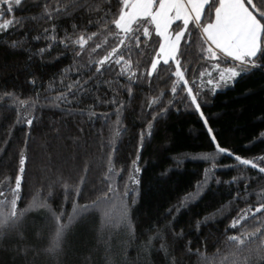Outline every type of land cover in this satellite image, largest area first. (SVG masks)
Wrapping results in <instances>:
<instances>
[{
    "label": "trees",
    "instance_id": "16d2710c",
    "mask_svg": "<svg viewBox=\"0 0 264 264\" xmlns=\"http://www.w3.org/2000/svg\"><path fill=\"white\" fill-rule=\"evenodd\" d=\"M112 3L115 10V0ZM13 15L20 17L27 13L16 11L9 14ZM60 23L71 31L66 20L62 19ZM41 26L42 24L27 21L24 29H9L6 36L0 33V91L15 90L22 99L34 95L33 86L26 82L30 69L38 78L41 100L48 105L33 113L39 118L34 120L32 126L13 125L16 120L15 106H10L7 99L0 101V190L4 191L3 199H11L8 189L15 185V175L20 169L19 156L23 150L26 160L19 192L21 199L17 202L18 212L27 208L33 196H38L41 201L46 200L57 212L61 207L66 213L71 212L77 185L81 189L79 197H75L79 203L99 198L98 208L85 220L74 224L68 232L64 244L65 254L60 258V264H109V257L112 264H146L147 257L142 253L140 245L157 228L163 229L173 220V216L167 214L169 208L175 214L176 231L183 228L186 233L181 243L190 241L193 250L206 251L209 256H213L219 248L220 254L215 256L219 264L223 255L230 253L234 247L226 240V235L232 231L226 232L232 217L246 203L255 206L256 194L264 188V175L251 166H238L239 162L234 155L218 153L211 136L215 135L216 142L221 147L230 149L236 155L252 158L264 154V69L237 77L234 83L217 88L214 93L204 89V94L198 99L201 111L208 120L206 126L199 112L189 106L185 92L176 94V100L181 102L168 104L174 95L171 92V81L176 77L173 75L169 79L168 66L161 68V61L152 77L145 76L132 83L131 97L126 90L120 91L116 96L117 100H123L125 104L122 112L124 128L115 138L116 150L113 153L114 165L120 171L111 180H106V153L112 149L105 147L102 150L101 143L107 145L112 136L113 122L116 120V116L112 114L115 106H95L94 110L98 114H108L105 119L90 117L87 111L80 114V109H88L94 103L91 98L81 103L68 97L69 103L58 101L59 106L50 105L44 97L54 98L55 91L63 92L64 88L58 87L51 93L44 89L54 74L58 75L61 69L73 63L72 51L56 44L43 60L39 56H33L29 64L25 51L11 50L4 46V41L18 39L25 31H29V39L24 47H31L33 50L42 47L45 43L43 39H31V36L40 32ZM112 28L114 29V25ZM59 35L63 36V31ZM113 45L114 41L109 37L106 47L97 49L96 52L103 55ZM85 47L88 48V45ZM151 47L146 48L145 55L140 58L141 69L150 67V58L155 55L149 50ZM155 47L158 48V44ZM57 53L62 55L54 59ZM82 55L86 61L87 55ZM98 55L94 58H98ZM137 56L133 52L132 59L135 61ZM180 59L189 68L185 75L190 84L192 74L199 76L202 69H209L215 75L211 63L200 58L195 37ZM169 64L174 72L175 64L171 60ZM76 75L69 71L64 83L75 80ZM113 75L105 73L103 79L112 80ZM208 78L207 75L203 77L205 81ZM123 79L121 78V82ZM56 82L60 84L59 78ZM97 83L100 88L98 94L102 99L113 96L107 85L99 80ZM161 92L164 93L163 96L160 95ZM152 97H159V100L149 107ZM165 106L167 110L161 113L160 109ZM153 113L157 114L155 119ZM149 121H152L151 129L147 127ZM208 127L213 130L211 134ZM142 131L144 135L141 138ZM26 132L30 133L27 142ZM205 153L213 154L214 161L211 157L204 159ZM133 161H136V165H133ZM135 166L140 167L139 173L134 171ZM206 169L211 171L201 197L189 202L176 213L180 198L193 191L197 181L203 180ZM242 176L256 177L248 181L246 199H243L245 184ZM5 177L9 179L5 180ZM233 177H237L236 182H232ZM133 178L139 183L133 184ZM65 181L72 193L67 200L63 187ZM109 183L116 191L107 192ZM126 186L129 190H134L136 198L135 203L131 202L130 197L125 198L129 204V221L135 229V238L130 236L128 224L108 223L104 215L108 210L114 212L113 204L119 207ZM237 192L242 199L233 200ZM221 206L223 215H213ZM4 210H8L7 205ZM256 215L264 219V210ZM209 216L210 219L199 228L196 227L197 220ZM23 221L25 239L20 243L34 247L29 248L26 257H17L15 264H56V261L42 251L55 232L56 222L51 214L45 208H32L25 213ZM246 226L249 230H254L257 221L249 219ZM165 235L167 243L172 246L171 231L165 230ZM15 242L13 239L8 244L11 246ZM159 244V239L154 240L156 247ZM250 246L254 247L255 244ZM174 255L177 264H200L198 255L189 254L182 247L175 248ZM151 261L152 264H165V257L161 252L152 251ZM0 262L12 264L10 254L0 251Z\"/></svg>",
    "mask_w": 264,
    "mask_h": 264
},
{
    "label": "snow or ice",
    "instance_id": "6c2138e0",
    "mask_svg": "<svg viewBox=\"0 0 264 264\" xmlns=\"http://www.w3.org/2000/svg\"><path fill=\"white\" fill-rule=\"evenodd\" d=\"M116 7L112 0H0V33L5 36L8 30L16 31L24 29L26 22L42 24L40 32L31 36L33 41L43 39L44 45L33 50L31 47L25 48L24 45L29 39V31H25L22 36L15 40L4 41V46L11 50H23L27 55L29 64L33 56H39L41 60L50 54V49L56 44L63 45L73 53V63L61 69L59 74H54L48 81L45 91L51 93L58 87H63L64 91H55V96L44 97L52 106H59L58 101L69 103L68 97L74 101L83 102L85 99H93L94 103L88 106V109H80L83 115L87 111L90 117L108 118L107 113H97L94 109L99 104L114 105L113 113L116 120L113 122L112 136L109 143H101L102 150L105 147L112 151L107 155V169L104 173L106 180H111L113 175L119 173L113 162V153L116 150L115 138L119 136L120 130L124 128L122 123V112L125 104L123 100H117L119 92L126 90L129 96H132V83L142 78L152 77L153 71L157 70L158 64L163 61V68L168 66L169 79L175 76L171 81V92L174 94L168 101L171 105L176 100V94L185 92L189 106H193L199 112L204 124L208 125L207 118L201 111V104L198 97L204 94V89L214 93L217 88L234 83L237 77L250 74L254 70L264 69V0H115ZM16 11L26 12L27 15L15 17L9 16ZM80 15H77V13ZM8 17V18H5ZM64 19L68 22L71 31L64 27L60 21ZM114 25V29L112 26ZM95 28V31H89ZM63 31L64 35H59ZM102 37V38H101ZM111 37L114 45L107 48L103 55H98L97 49H104L108 44V38ZM196 38V43L200 53V58L205 62L211 63V69L215 70V75L209 69H202L199 76L194 73L190 80L186 78V72L189 71L187 65L181 63L180 57H183L190 47V42ZM183 41V46H182ZM91 42V44H90ZM158 44V48L155 45ZM88 45V48L85 46ZM152 46L149 50L155 55L150 58V67L141 69L140 59L145 55V49ZM133 52L137 53V59H132ZM88 59L84 61L83 55ZM61 53H57L58 58ZM98 55V58H94ZM175 64L174 72L171 71L169 61ZM27 67V66H26ZM119 69L118 71H116ZM69 71L75 72L76 79L65 84L64 78ZM114 74L112 80L103 79L104 74ZM159 75V73H158ZM209 78L205 81L203 77ZM57 78L60 84H57ZM121 78L123 82H121ZM107 85L108 90L113 93L112 97L101 98L97 81ZM27 83L33 86L34 95L21 98L19 92L15 90L0 91V101H10V106H15L16 120L15 124H26L32 126L34 120L39 117L33 115L39 109L48 105L41 100L38 86V78L30 71ZM164 95L163 92L160 94ZM159 97H152L149 100V107L157 103ZM167 106L160 109L163 113ZM157 116L153 113V119ZM147 127L151 129L152 121L148 122ZM126 130V129H124ZM212 128L208 127L209 134ZM150 134V133H149ZM26 141L30 133L26 132ZM144 133L141 132V138ZM212 142L218 153H229L234 155L235 160L239 162L238 166H251L257 169L258 173L264 175V154L252 158H245L230 149L221 147L216 142V136H211ZM215 159L213 154L205 153L203 158ZM138 159V158H137ZM26 156L21 150L19 156L20 169L15 175V185L9 188L11 199H0V251L10 254L12 264H15L17 257L27 256L30 247L20 242L25 239V225L23 217L25 213L32 208H45L51 214L56 222L55 232L51 236L46 247L42 251L50 256L56 264H60V258L65 254L64 244L67 234L72 226L85 220L86 217L98 208L99 198L94 201H86L81 204L75 197H79L81 189L76 186L74 198L72 199L71 212H65L63 207L57 212L49 205L46 200L41 201L38 196H33L32 201L26 209L17 211L18 200L21 199L19 192L21 190L22 173L24 171ZM136 165V161H133ZM134 171H141L139 166L134 167ZM211 169L205 170V176L202 181H197L195 188L191 192L185 193L176 207V213L180 208L185 207L189 202L201 197L205 186L208 184V173ZM9 179L5 177V180ZM245 188V196L248 195V181L256 177L242 176ZM83 180V178H82ZM81 180V182H82ZM237 177H233L232 182H236ZM133 184L139 181L132 179ZM65 200L68 199L69 185L65 181ZM116 191L108 184L107 192ZM134 190H129L126 186L125 192L121 196L119 207L113 204V209L105 211L104 215L108 223L128 224L129 233L135 238V229L131 227L129 221V204L125 198H131L135 203L136 198ZM105 192V196H107ZM0 197H4V191L0 190ZM257 203L245 205L239 209L236 216H233L226 232L232 230L231 234L226 235L229 244L234 245L230 253L223 255L219 264H264V219H260L256 214L264 210V188L256 194ZM242 199L237 192L233 200ZM231 204V201L229 202ZM8 210H4V206ZM223 206L216 210L215 214L223 215ZM168 215L173 216L163 229L157 230L148 236V239L141 243L142 253L147 257L146 264H152L151 253L157 251L163 253L165 264H177L174 251L175 248L182 247L189 254H196L199 257L200 264H217L215 256L220 254L218 248L213 256L206 254V251L200 249L193 250L191 242L181 243L186 233L181 228L176 231L175 214L172 208L167 211ZM113 216L115 221H113ZM66 217V218H65ZM211 217H205L203 220L196 221V227L199 228L203 222ZM249 219L257 221V227L254 230L247 228ZM165 230L171 231L173 236V245L167 243ZM39 235V233L37 234ZM16 242L9 246L8 241ZM159 239L158 247L154 245V240ZM259 243H255L256 241ZM255 244L254 247L250 245ZM36 254H39L37 252ZM229 256L231 259L229 260ZM3 264V262H0ZM109 264H112L109 257Z\"/></svg>",
    "mask_w": 264,
    "mask_h": 264
},
{
    "label": "rangeland",
    "instance_id": "374dc122",
    "mask_svg": "<svg viewBox=\"0 0 264 264\" xmlns=\"http://www.w3.org/2000/svg\"><path fill=\"white\" fill-rule=\"evenodd\" d=\"M1 199H3V197H1Z\"/></svg>",
    "mask_w": 264,
    "mask_h": 264
}]
</instances>
